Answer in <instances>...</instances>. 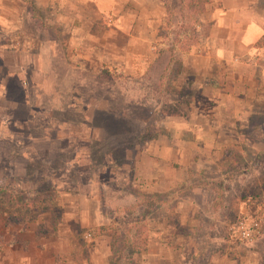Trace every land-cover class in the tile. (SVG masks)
Instances as JSON below:
<instances>
[{
  "label": "rangeland",
  "instance_id": "obj_1",
  "mask_svg": "<svg viewBox=\"0 0 264 264\" xmlns=\"http://www.w3.org/2000/svg\"><path fill=\"white\" fill-rule=\"evenodd\" d=\"M162 2L168 9L166 22L152 50L153 60L159 53V63L135 76L104 65L93 70L78 68L62 43L50 49L47 40L57 35L42 18L48 14L46 9L26 2L21 14L15 9L0 12V185H6L2 198L14 190L32 195L36 189H51L61 217L64 208L72 211L71 219L76 218L75 208L81 202H95L105 223L89 229L75 226L81 243L86 244L83 235L87 232L89 242L93 236L105 235L108 247L113 240L110 264H141L147 229L144 218L158 212V205L143 192L136 171L133 177L134 162L138 157H160L165 144L162 149L167 151L161 157H194L195 161L197 157H223L211 167L219 174L203 177L211 181L209 188L215 192L208 194V207L214 208L218 219L204 226L209 235L198 232L200 238L205 237L195 246L198 259L204 261L210 255L225 264H264V225L249 243L224 241V224L240 210L252 212L258 204L264 209V94L248 92L251 105L237 107L233 114L218 118V123L210 122L208 132L219 143L200 146L191 131L180 130L175 136H182L181 144L176 146L168 117L184 120L188 128L202 121H192L197 104L196 98L192 101L193 87L189 90L178 77L191 75L192 61L203 72V57L213 58L205 43L182 52L192 40V20L180 18L181 0ZM218 4L210 0L200 15L203 23H210L208 14ZM195 31L199 33L198 25ZM186 53L188 64L180 68V56ZM208 70L213 73L215 66L210 63ZM181 92H188V106L171 101ZM168 110L184 115L162 114ZM164 135L169 138L161 141ZM203 178L190 176L189 182L196 184ZM5 206L0 204V208ZM44 217L40 214L37 219ZM66 225L63 222L59 227Z\"/></svg>",
  "mask_w": 264,
  "mask_h": 264
},
{
  "label": "crops",
  "instance_id": "obj_2",
  "mask_svg": "<svg viewBox=\"0 0 264 264\" xmlns=\"http://www.w3.org/2000/svg\"><path fill=\"white\" fill-rule=\"evenodd\" d=\"M216 1L219 7L204 13L210 23L203 43L212 51L213 59L209 54L203 57L201 73L196 63H190L192 101L197 100L196 111L190 117L202 121L188 128L184 120L168 117L176 146L181 144L182 136H175L180 130L191 131L193 141L200 146L219 143L218 137L208 132L210 122L218 123V118L233 114L237 107L251 105L252 95L248 92L264 96V5L261 0ZM26 2L47 10L42 18L57 35V39L50 35L47 40L50 49L62 43L78 68L93 70L104 65L120 69L126 76L141 74L152 63L153 43L159 42L158 33L167 15L162 0H0V12L15 9L21 14ZM188 58L187 53L180 56V68L187 66ZM210 63L215 66L213 73L207 71ZM183 77L180 74L178 79ZM233 84L239 86L234 88ZM160 138L163 141L169 136ZM164 147L166 144L160 147V157H138L133 165V177H141L143 192L153 205H158V212L144 218L147 229L141 264H225L215 262L210 255L201 261L195 249L197 241L205 239L198 232L209 235V228L207 231L204 226L212 225L218 217L214 208L209 210L211 181L204 178L219 174L211 167L223 157H197V161L194 157H161L167 151ZM190 176L204 178L194 184L189 182ZM155 197L158 199L154 201ZM62 211L61 223L45 235L35 234L34 229L37 223L48 222L46 213L41 214L45 216L42 220L36 218L24 229L3 226L0 215V264H110L105 235L93 236L91 242L84 238L86 244H82L75 230L105 223L98 204L81 202L75 208L74 219L68 217L72 211ZM63 222L66 228L59 227ZM68 223L75 224L70 227Z\"/></svg>",
  "mask_w": 264,
  "mask_h": 264
},
{
  "label": "trees",
  "instance_id": "obj_3",
  "mask_svg": "<svg viewBox=\"0 0 264 264\" xmlns=\"http://www.w3.org/2000/svg\"><path fill=\"white\" fill-rule=\"evenodd\" d=\"M209 4L210 0H181V6L179 7L180 18H190L192 20V24L189 26L192 40L186 43L182 52L188 51L190 47L195 46L197 43H203V39L208 36L209 24L203 23L200 20V15L206 10ZM196 25H198L199 33L195 31ZM157 55L149 65L150 68L158 62L159 53ZM190 77L191 76H185L182 79L183 83L189 88V90L193 84V80ZM203 82L205 83L206 81L203 79ZM181 93V96L178 97L177 100L172 99L171 101H176L181 107L188 106L190 101L186 96L188 92ZM162 114L166 116L184 115L182 111L176 110L164 111ZM5 190L6 185H0V204L2 202L6 203L5 207L0 208L3 226L9 227L18 225L23 228L25 224L34 221L40 214L46 213L48 216V222L37 223L34 229L35 234L45 235L55 229L61 222V210L55 203V193H53L51 189H36L32 195L21 193L22 191L15 193L14 191L16 190H14L12 192H7V195L2 198V193H4ZM252 198L255 199L254 196H252ZM112 245L113 240L110 241V251H112Z\"/></svg>",
  "mask_w": 264,
  "mask_h": 264
},
{
  "label": "built area",
  "instance_id": "obj_4",
  "mask_svg": "<svg viewBox=\"0 0 264 264\" xmlns=\"http://www.w3.org/2000/svg\"><path fill=\"white\" fill-rule=\"evenodd\" d=\"M264 225V209L258 204L252 212L245 208L224 224V241L227 244L249 243L257 237ZM84 238H89L87 232Z\"/></svg>",
  "mask_w": 264,
  "mask_h": 264
}]
</instances>
